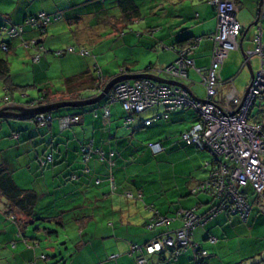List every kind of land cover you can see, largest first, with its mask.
Listing matches in <instances>:
<instances>
[{"label": "crops", "instance_id": "1", "mask_svg": "<svg viewBox=\"0 0 264 264\" xmlns=\"http://www.w3.org/2000/svg\"><path fill=\"white\" fill-rule=\"evenodd\" d=\"M116 1L0 0V59L8 60V54L13 53L17 56V53L23 50L22 55L19 53L22 57L20 76H23V79L15 81L10 75L9 65L8 78L0 79V91L3 94L1 99L7 95L9 104L21 106H29L42 96H47L49 100L45 103L89 99L98 95V92L80 91L78 99L69 100L70 96L64 94V80L84 72L110 81L119 74H144L148 68L161 70L176 61L179 49L176 46L186 43L187 40L196 43L191 55L194 67L202 71L207 70L213 48V41L209 37L216 32L217 25L209 0H134L141 17L125 29L121 28L118 21L120 12ZM234 2L236 18L241 26L238 42L243 32L250 27L242 40V51L255 49L256 36H260V41L264 45V16H261L262 13L264 15V5L261 6V0ZM146 10L151 12L148 16L150 19L158 17L159 20L153 18L154 20H151L154 21L153 26L147 27L146 30L134 28L129 31L130 33L127 32L131 25L140 26V22L145 20L143 11ZM41 12L59 15L60 18L49 23L44 31L39 32L36 27L26 25L20 36L14 38L8 36L6 32L8 27L21 25L26 19ZM162 19H166L165 24ZM93 26L105 28H101L100 35L107 36L110 33L117 37L115 47L113 46L110 51L117 47L115 62L119 70L117 72L113 69L108 70L110 75L103 76L104 66H100L97 57L93 61L94 64L91 60L79 57L80 63L70 65L68 70L60 69L64 62L62 60L56 68L55 58H61L65 54L56 57L53 53L66 51L72 47L76 54L79 49H85L84 46L87 44H98L97 40L102 36L93 37ZM144 35L148 39H140ZM32 41H36L37 45L30 46ZM142 41L148 42L144 43L145 52L152 50L156 54L155 58H149L147 64H140L135 56L129 58L124 56L122 59L117 56L120 48L128 46L131 42L135 48ZM245 41H249L251 46L248 49L244 48ZM3 43L8 46L7 52L1 50ZM237 51L242 56L239 74L244 69L242 68L244 58L241 48L233 52ZM36 55H40L39 61L33 62ZM120 60L122 62L119 64ZM249 64L251 66V59ZM52 67H55V72L50 74ZM225 67L226 61L219 71V76L225 85H230V89H235L238 93L234 84L238 74L231 77V73ZM250 68L255 75L257 72L254 73L252 66ZM56 82L61 83L58 90L53 86ZM182 84L190 97L203 99L205 89L201 84V76L195 69L188 70L187 79ZM10 86L16 90H9ZM99 107L101 114L97 111ZM104 107L109 110L108 117L103 116ZM148 111L149 115L140 117ZM121 112L124 111L120 104L105 101L90 111L55 116L50 113L51 121L45 126H39L34 119L22 120L29 123L21 125L18 130L19 120L0 121V139L9 135L13 141L10 142L11 147L29 158L30 164H25V168L29 183H33V187L18 185L14 178L15 165L9 163L2 154L0 166L10 174L13 183L19 189L33 191L37 196L33 216L26 217L0 195V264H50L53 259L55 263L61 264L62 254L58 251L57 254L61 257L59 260V257L54 255L58 250L52 241V237H59L56 230H65V238L75 247L69 261H63L62 264H138L137 261L142 256L145 259L144 264H196V260L202 264H264V214L254 206L251 207L246 221L223 212L195 226L191 232L190 246L176 258H173L172 251L168 249L153 255H146L144 251H132L134 246L142 247L164 232L171 233L183 227L180 211L194 210V214L203 217L211 210L215 200L200 192L193 194L192 190L201 183L198 180L201 176L197 173H206L208 169L204 164L208 165L209 162L212 171L215 159L210 160L207 151L186 144L178 137L200 120L194 110L187 108L174 112L171 116H168L170 113L164 115L163 111L164 118L170 119L168 125H174L170 129L172 133L159 143L151 144L157 145L161 149L159 152L155 153L151 148L149 151L152 155L161 157L160 160L167 165L154 172L157 173V180L155 178L139 181L140 172L136 168V160H133V155L131 158L126 156L127 148H132L133 137L131 140L127 139L128 136L120 131V126L123 124L126 129L135 130L138 119L141 121L140 128L150 127L163 118L161 107H153L139 115H131L133 122L129 126L124 124V119L129 114ZM155 115H159L160 119L144 125L145 121L154 119ZM64 116H77L79 120L69 128L62 129L59 118ZM262 118L264 116L252 117L253 120ZM8 120L12 122L9 123ZM20 140L21 143L17 145ZM85 145H90L91 153L90 159L84 163L80 155ZM48 155H51V161L42 165L44 157ZM79 159L84 166H72V162L78 163ZM169 160L171 162H168ZM32 161L39 162V166ZM34 166L35 172L32 171ZM44 169L51 172L52 177L50 176L49 183L45 181L46 184L43 182L41 185L37 178L44 177L42 172ZM247 192L251 197L249 189ZM129 194L132 197H128ZM252 203L253 200L250 198L249 204L253 205ZM156 213L168 218L169 223L155 226L150 230L147 226L155 218ZM34 222L56 227V230L48 227L34 229L36 233L47 236L44 238L46 247H42L50 251L51 256L46 255L38 238L27 236V231H30V226ZM211 239L215 242L212 243ZM196 248L205 251L206 256L200 259L196 255ZM64 249L68 254L69 248L65 245Z\"/></svg>", "mask_w": 264, "mask_h": 264}, {"label": "built area", "instance_id": "2", "mask_svg": "<svg viewBox=\"0 0 264 264\" xmlns=\"http://www.w3.org/2000/svg\"><path fill=\"white\" fill-rule=\"evenodd\" d=\"M208 2L213 7L217 25L216 32L209 37L213 41V48L207 70L202 71L194 67L191 55L196 48V43H192L177 50V59L173 64L161 70L148 68L144 72V74L182 83L187 79L188 70L193 68L201 76V84L205 89L203 101L190 97L184 89L155 83L148 79L120 82L106 97L109 101L120 104L123 111L129 114L124 119L126 126L133 122L131 115H139L153 107H162L164 115L187 108L194 110L200 120L189 130L183 132L180 139L199 150L207 151L215 159V166L208 181L200 183L192 190V193H206L212 199L217 200L218 204L214 205L203 217L194 214V210L180 211L183 227L171 233L164 232L142 247L132 248V251H144L146 255L161 253L168 249L172 251L173 258H176L190 246L191 232L194 227L212 219L219 212L226 211L236 215L241 221H246L252 206L264 214V118L253 120L250 117V110L255 101L264 100V45L260 41V36H256L255 49L246 52L247 58L243 59L242 68H245L252 57L259 59V71L250 81L244 94L240 96L235 89H230L223 97L219 96L220 90L225 86L219 76V71L229 53L239 49L238 38L241 26L236 18L234 0H209ZM262 5H264V0H261ZM261 16H264L263 13ZM59 18V15L41 12L35 18L26 19L21 25L8 27L6 32L11 38L20 36L25 25L44 31L49 23ZM36 45V41L30 42V46ZM1 50L7 52L8 46L3 43ZM74 52H76L75 49L69 47L66 51L53 54L61 57ZM78 54L85 56L88 52L85 49H79ZM39 58L40 55H36L33 62H38ZM38 102L43 103V96L40 100L31 103V106L37 105ZM0 103L8 105L9 97L5 95L0 99ZM102 113L104 117L109 116V110L105 107L102 108ZM158 119L160 116L155 115L154 119L145 121L144 125H149ZM78 120L77 116L61 117L59 118L60 127L67 129L76 124ZM50 121V114L34 118V122L39 126H45ZM149 147L155 153L161 150L157 145ZM90 153V145L82 147L81 158L84 163L90 159ZM51 159V155H48L44 157L41 164L45 165ZM247 189L251 192V197ZM128 197L132 195L129 194ZM250 198L253 200V205L249 204ZM168 223V218L156 213L147 228L151 230L155 226ZM210 241L215 242L214 239ZM204 256L206 252L200 251L198 257L202 259ZM137 263L144 264V257L139 258Z\"/></svg>", "mask_w": 264, "mask_h": 264}, {"label": "rangeland", "instance_id": "3", "mask_svg": "<svg viewBox=\"0 0 264 264\" xmlns=\"http://www.w3.org/2000/svg\"><path fill=\"white\" fill-rule=\"evenodd\" d=\"M144 1H146V0H144ZM150 14H151V12L149 13L148 10L143 11V16L145 17V20L143 19V21L140 22V26H138L136 24L135 25H131V27L129 29H127V32H129L130 30H133L134 28L138 29V30H146L147 27L151 28L153 26L152 22H154V21H151V20H154V19L159 20V18L158 17H156V18L152 17V19H150L148 17ZM164 20H166V19H162L163 23L165 24ZM27 26H29V25H27ZM25 27H26V25L24 26V28ZM101 28H103V27L93 26L92 35H93L94 38L96 36L100 35L99 33H102L101 32ZM103 29H105V28H103ZM108 31H110V29H108ZM145 35L142 36L140 39H143V40L144 39H148V37L145 36ZM100 36H102V37L99 38V40H97L98 44H96V45L87 44V45L84 46L85 49L88 52V55L83 56V55L77 54L78 52L76 54H75V52L74 53H67L61 58H55V59H57V60H55L56 61L55 62V67L58 68L57 65L60 63L59 61L64 60V62H62V67L60 69L68 70L70 65H75V64L80 63V60L78 59L79 57L85 58L87 60H91L92 63H93V61H95V59L97 57L98 61L100 62V66H104V69H103V72H102L103 76H109L110 75V73H109L110 71H108V70H112L113 69V70H115V72H117L119 70V68L117 67L116 62H115V56H116L115 51H117V47H116L115 50L112 49L113 51H110V49L114 46V43L118 39H117V37H114V35H110V33L107 34V36L105 34L100 35ZM135 39H136L135 41H137V38H135ZM144 43H145V41H142V43H140L139 46H136L134 48L133 47L134 43L131 42L128 45L129 47L128 46H124V47L120 48V50H118V55L117 56L120 57L121 59L125 58L124 56H127L128 58L135 56L136 59L140 62V64H147L149 58H155L156 54L152 50L150 52H145L144 51V47H145ZM146 43L148 44V42H146ZM248 47H251V46H249V41L248 42L245 41L244 42V48L248 49ZM22 51H19L17 53V56H14L13 53H11V54H8V57H7L9 65H10V72H11L10 75L12 76V78L15 81H19V80L21 81V79H23V76H20V68L22 66L21 65ZM229 54H230L229 58L226 60L225 69H227V71L229 73H231V75H230L231 77L232 76L235 77L238 74L239 70H240L242 56H241V53L238 52V51L237 52L231 51ZM68 61H70V62H68ZM121 62H122V60L119 61V64ZM146 66L147 65H145V67ZM251 66H252V69H253L254 73L259 71V59L257 57L254 56V57L251 58ZM55 67H52L50 69V71H49L50 74L55 72ZM81 70H84V69H81ZM71 72H73V71H71ZM250 78H251L250 77V73H249L247 67H245L244 69L241 70V72L238 74L237 78L235 79L234 84H235L240 96L243 95L247 85L249 84ZM57 82L53 83V86L55 88H57V90H58V89L61 88V83L58 84ZM230 88H231L230 85H225L220 90L219 96L223 97L230 90ZM1 92L2 91H0V93ZM203 92H204V97H205V91H203ZM2 96H3V94L1 93L0 94V99H1ZM104 103H105V99L103 101H101L100 103L94 105V106H88V107H84V108H75V109L65 108V109H60L58 111H54L51 114L55 116L57 114H62V113L63 114L70 113V112L79 113V112H81L83 110L90 111L92 108L98 107L100 104H104ZM2 106H3V104L0 103V108ZM100 107H99V109L97 111L100 112V114H101ZM149 112L150 111H148L146 113H143V115L141 114L140 117L144 118L145 116L150 114ZM121 113H124V112H121ZM172 114L173 113H170L168 116H171ZM255 116H258V117L264 116V100L260 101L259 99H257L255 101L254 106L250 110V117H255ZM151 117L152 116H149V118H151ZM161 117H163V118L160 121H156L154 125H152L150 127H147V128H140L139 126H140L141 121H139L138 119L136 120V124H135L136 129L135 130H133V128L126 129V127H124L123 124H122V126H120V131L125 136L126 135L128 136L127 139L131 140V138L133 137L132 138L133 141H132V145H131L132 148H127L126 156L128 158H131L130 156L133 155L132 156L133 160H136V168H138L137 170H139V172H140L139 173L140 177L138 178L139 181L148 180V179H155V178H156L155 180H157L158 179L157 178V173H154V172H156L158 170V168L164 167L165 164H166V163H163V161L160 160L161 157H156L157 155H154V154L152 155L150 153V151H149L150 150L149 146L151 144L159 143L160 141L166 139L170 135V133H172V131L170 129L174 125L173 124L172 125L171 124L168 125V123L170 122V119L166 118V117L164 118L163 108L162 107H161ZM8 121H9V123L12 122L11 120H8ZM119 122L122 123V121H119ZM25 123H29V121H19V122H17V125L19 126L18 130L20 129V126L24 125ZM133 127H134V125H133ZM173 134H175V133H173ZM180 135H181V133L178 136L179 138H180ZM1 138L2 139H0V154H2L3 157L6 160H8L9 163H12V164L15 165L14 169H16V171H15V174H14V178L16 179V182L18 183L19 186L32 188L33 187V183H29L30 179L28 178V174H27V171H26V168H25V164H30L28 162L29 158L27 157V155L20 154L19 152H17L16 149L11 147V143L10 142L13 143V141L11 140L9 135H5V137L2 136ZM7 141H8V143H7ZM21 141L22 140H20L17 143V145H19V143H21ZM1 150H5V151H1ZM23 150H22V152H23ZM207 154L209 156V159L212 160L213 156L210 153H208V152H207ZM80 157H81V155H80ZM78 158H79V156H78ZM172 160L175 161V159H172ZM168 162H171V160H169ZM32 163H35L36 165L39 166V162L37 163L35 161H32ZM210 163L211 162H209L208 165H206V163L204 164L205 167H207V169H208L206 173H202V174L201 173L200 174L197 173L198 176H201L198 179L201 183L208 181V179L210 177L209 172L211 171V167H212ZM72 166L79 167V166H84V164L81 163L80 159H79L78 163L77 162H72ZM51 168L52 167H50V169ZM35 170H36V167L34 166L32 171L35 172ZM39 170H41V169H39ZM42 172H44V177L41 176V177L37 178V182L40 183L41 185L43 184V182H44V184H46L45 181L47 183H49L50 182V176L52 177L51 172H48V170L44 169ZM42 172H41V174H43ZM41 174H39V175H41ZM178 179H181V178L178 177ZM155 180H152V181H155ZM182 180H184V179H182ZM31 182H33V180ZM36 186H38V185L36 184ZM200 194L207 195L206 193H203V192H201ZM217 204H218V201L215 200L213 206L217 205ZM223 212L224 213H228L226 211H222V212H219V213H223ZM34 224L32 226H30V231H27V236H32L34 238H38L39 241H40L41 247L43 246L45 248L46 247V242L44 241V238H47V236H44L45 234L43 235L41 233H36L34 229L39 228L41 230L42 228L48 227V226L43 224V223H41V222H34ZM48 228L55 229L56 227L51 225ZM67 230L69 231V228ZM56 231L59 232V237L58 238L52 237V241H54L53 246L55 248H57L58 250H57L56 254H54V255H56V257H59L58 260L62 257L64 262L69 261L70 256H71L70 254L72 253V251L74 250L75 247H74L72 242L68 241L65 238L66 237V235H64L65 230H56ZM65 245L69 248V249H67V250H69L68 254H67L66 249H64ZM44 248H43V250H44ZM58 251L60 252V254H62L61 257L58 256V254H57V253H59ZM44 252L46 253V255L51 256L50 251L44 250ZM63 261H61L60 263L62 264ZM49 263L50 264H59V263H55L54 259L52 260V262H49Z\"/></svg>", "mask_w": 264, "mask_h": 264}, {"label": "trees", "instance_id": "4", "mask_svg": "<svg viewBox=\"0 0 264 264\" xmlns=\"http://www.w3.org/2000/svg\"><path fill=\"white\" fill-rule=\"evenodd\" d=\"M117 8L120 12V17L118 19L121 24V28H126L130 25L134 20H139L141 17V13L139 11L138 6L135 4L134 0H117L116 1ZM30 17V18H35ZM38 29V28H37ZM41 32V29H38ZM192 42L189 40L184 44H179L176 47L179 49H183ZM175 49V47H174ZM177 49V50H179ZM9 76V62L7 59H0V79H6ZM109 79L104 77L96 78L90 72H84L79 75H75L69 77L64 80V94L69 95V100L78 99L79 92L84 90H92L98 92L103 89L105 84ZM19 88V87H18ZM24 90V87H21ZM19 88V89H21ZM9 90H16L14 87L10 86ZM43 102H49L47 96L43 97ZM105 101H109L105 98ZM0 195L6 198L12 206L16 207L22 214L26 217L33 216V209L36 204V194L33 191H25L19 189L11 179L10 174L0 166ZM202 251V249H195L196 255ZM199 261L196 260V264ZM201 262V261H200ZM202 263V262H201Z\"/></svg>", "mask_w": 264, "mask_h": 264}, {"label": "water", "instance_id": "5", "mask_svg": "<svg viewBox=\"0 0 264 264\" xmlns=\"http://www.w3.org/2000/svg\"><path fill=\"white\" fill-rule=\"evenodd\" d=\"M257 21L254 22V26L256 25ZM250 30V27H248L242 34L240 41H239V48H241V51L243 50L241 47L242 40L244 37L248 34ZM243 58L246 59V52L242 51ZM246 67L249 69L250 72V79L254 78V74L252 73L251 66L247 62ZM140 79H148L150 81H153L155 83L163 84V85H171V86H176L178 88L184 89L185 86L176 81L172 80H165L160 77L152 76L149 74H119L116 77L112 78L110 81H108L103 89L96 95L95 97L89 98V99H83V100H76V101H62V102H55V103H41L38 102L37 105L35 106H21V105H15V104H8L4 105L0 108V121L1 120H6V119H15V120H31L34 119L37 116L40 115H46L50 114L54 111H58L60 109H65V108H84L88 106H94L101 101H103L107 95L110 93L112 88L124 81H136ZM199 101H203V99H197ZM38 101V100H37ZM35 102V101H34Z\"/></svg>", "mask_w": 264, "mask_h": 264}]
</instances>
